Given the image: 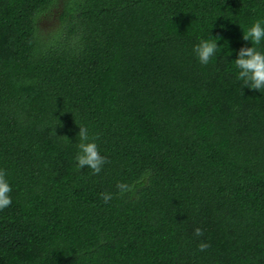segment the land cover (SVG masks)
Returning a JSON list of instances; mask_svg holds the SVG:
<instances>
[{
  "label": "trees",
  "instance_id": "16d2710c",
  "mask_svg": "<svg viewBox=\"0 0 264 264\" xmlns=\"http://www.w3.org/2000/svg\"><path fill=\"white\" fill-rule=\"evenodd\" d=\"M57 1L0 0V264H264V90L234 61L264 0H60L44 35Z\"/></svg>",
  "mask_w": 264,
  "mask_h": 264
},
{
  "label": "clouds",
  "instance_id": "9594fccd",
  "mask_svg": "<svg viewBox=\"0 0 264 264\" xmlns=\"http://www.w3.org/2000/svg\"><path fill=\"white\" fill-rule=\"evenodd\" d=\"M243 39L252 42L251 47H241L238 57L234 60L235 66L239 70L237 79L243 82L244 86L251 89L264 90V52L259 50L258 45L264 41V21L255 20L246 30L243 29ZM221 48L217 44V40L199 39L194 45L193 53L202 65L209 64L210 60L216 56ZM79 143L77 144L78 152L75 156L78 169L85 166L92 170L93 174H99L103 166L108 162L107 158L100 154L96 140L98 135L90 136L86 126L79 125L78 133ZM7 172L0 169V211L11 205L12 199L10 193L12 187L7 180ZM119 193L124 195L132 190V185L119 181L116 185ZM101 197L105 203L112 199V194L108 192L101 193ZM194 235L201 237L204 235L203 230L199 227L194 229ZM210 245L201 241L198 244L199 251H206Z\"/></svg>",
  "mask_w": 264,
  "mask_h": 264
},
{
  "label": "rangeland",
  "instance_id": "374dc122",
  "mask_svg": "<svg viewBox=\"0 0 264 264\" xmlns=\"http://www.w3.org/2000/svg\"><path fill=\"white\" fill-rule=\"evenodd\" d=\"M62 11L61 1L58 0L55 6H52L51 9L41 16L38 21V27L42 34H49L55 31L60 27V14Z\"/></svg>",
  "mask_w": 264,
  "mask_h": 264
}]
</instances>
